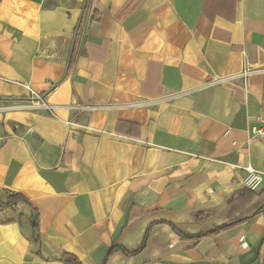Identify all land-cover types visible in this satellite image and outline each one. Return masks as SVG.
<instances>
[{"label": "crops", "instance_id": "crops-1", "mask_svg": "<svg viewBox=\"0 0 264 264\" xmlns=\"http://www.w3.org/2000/svg\"><path fill=\"white\" fill-rule=\"evenodd\" d=\"M261 127L264 0H0V264H261L264 210L171 227L229 221Z\"/></svg>", "mask_w": 264, "mask_h": 264}, {"label": "trees", "instance_id": "trees-1", "mask_svg": "<svg viewBox=\"0 0 264 264\" xmlns=\"http://www.w3.org/2000/svg\"><path fill=\"white\" fill-rule=\"evenodd\" d=\"M92 19H94V16H92ZM262 184L255 190L244 187L225 200L227 215L229 217V221L226 223L213 227L198 235H188L179 231L174 225H171V227L180 237L191 239L194 240V242H197L203 236L214 235L222 230H226L238 224L244 223L251 217L259 214L264 210V185ZM4 194L6 196V202L3 205H0V208L7 207L8 210L15 212V206L18 202H23L24 204L30 205L28 201L19 193L6 190L4 191ZM199 215L200 213L196 214V216ZM13 220L14 218L10 215L3 218V222L7 223ZM144 247L145 240L142 245L135 251H128L114 244L110 247L109 251L107 252L106 259L102 264H106V260L115 253H122L126 256H132L137 254ZM58 259L65 264H82V262L75 255L67 252H62Z\"/></svg>", "mask_w": 264, "mask_h": 264}, {"label": "built area", "instance_id": "built-area-1", "mask_svg": "<svg viewBox=\"0 0 264 264\" xmlns=\"http://www.w3.org/2000/svg\"><path fill=\"white\" fill-rule=\"evenodd\" d=\"M248 71H245L244 73H247ZM28 89L30 95L32 97H36L37 99H41L40 95L35 92L33 89H31L29 86H26ZM254 132L261 136L264 137V127L262 128H257L254 130ZM264 181V175H262L260 172L255 171L254 169L247 167L246 169V175L243 179V184L244 187H247L251 190L257 189ZM244 244V243H243ZM261 264H264V252L261 255Z\"/></svg>", "mask_w": 264, "mask_h": 264}]
</instances>
